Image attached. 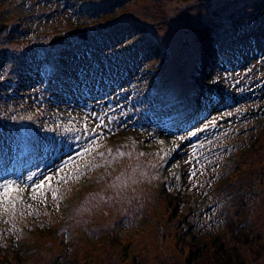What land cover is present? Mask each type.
<instances>
[{"label":"rangeland","instance_id":"374dc122","mask_svg":"<svg viewBox=\"0 0 264 264\" xmlns=\"http://www.w3.org/2000/svg\"><path fill=\"white\" fill-rule=\"evenodd\" d=\"M55 1H42L38 8H54ZM71 1L73 7L70 10L52 11L47 19L31 20L26 16L17 18V0L0 3V12L8 15L3 22L7 27L0 29V54L6 52L9 55L8 52L14 51L21 56L31 53L36 44L41 43L55 54L61 50L63 42L49 47L45 41L48 37L40 32L50 33L55 26L59 28L71 20L85 19L80 7L90 4L116 7L114 16L99 17L103 30L107 29L99 34L97 49L92 46L87 52L79 51L64 63L51 58L50 66L59 74L58 83L66 91L61 97V106L66 108L74 103L89 107L97 100L91 98L92 95L105 92L104 88L118 87L122 79H134L137 57L129 53L134 46V35L138 33L134 23L144 29L151 28L163 48L169 50L166 66L159 73L166 74L168 94H183L190 89L185 73L194 62V52L198 49L196 21L217 6V11L223 15L250 0ZM55 5L57 9L58 4ZM250 8H245L249 17L256 10ZM162 18L173 19L175 25L159 23ZM244 25L250 26L248 22ZM94 26L95 23H89L83 29L92 36L97 30ZM104 32L108 33L106 37ZM185 37L189 45L184 43ZM179 61L183 65L180 73ZM8 62L10 59L4 63L1 75L8 69ZM91 75L105 78V85L98 79L91 86L88 83ZM45 80L41 73L39 80L27 85L31 95L28 101H32L27 115L41 108V92L37 90L46 86ZM133 99L134 82L127 89L118 87L101 99L106 103V107L101 105L102 112L110 113L99 112L100 124L108 132L122 127L125 128L122 132H128L110 141L102 139L103 133L85 136L87 128L79 123L80 119L71 128H66L64 134L72 136L69 141L74 146L65 153L64 161L76 157L91 140L97 141L95 151L86 158L72 161L83 171L77 178L58 185V200L53 201L49 194L46 202L31 201L27 205L34 208L21 206L14 216L0 211V264H186L188 245L178 236L187 239L191 232L203 249L215 248L221 240L226 249L245 258L253 256L256 248L264 243V125L256 130L250 123L236 128L230 125L232 117L226 119L219 115L206 117L188 129H178L173 135H165L153 126L160 119L151 122L144 118L145 115H137L131 103ZM4 105L6 111L0 110V120L14 119L16 109L10 104ZM88 112L85 117H89ZM213 120L215 126L210 124ZM125 122L129 124L126 126ZM205 125H208L206 129ZM197 129L205 130L195 136L189 135ZM130 132L141 138L148 137L141 142ZM176 147L179 152L175 156ZM60 154L57 152L55 160ZM48 155H43L39 161ZM162 155L165 156L163 160ZM31 164L29 171L15 170L2 175L0 182L22 181L32 174L38 182L37 177L42 178L46 172L55 176V169L64 162L58 160L42 171H37ZM165 164H168V174L164 170ZM193 171L195 174L190 182ZM163 184L171 190L175 187L184 190L186 195L177 211L175 201L162 192ZM243 194L247 201H243ZM22 195L26 199L32 192L28 189ZM22 211L33 214L21 215ZM234 220L235 223L241 221L242 229L248 231L247 243L234 237L229 224ZM235 235H239L238 231ZM200 252L196 262L191 264H212L204 261L203 250ZM247 260L246 264H264V251L259 257Z\"/></svg>","mask_w":264,"mask_h":264},{"label":"trees","instance_id":"16d2710c","mask_svg":"<svg viewBox=\"0 0 264 264\" xmlns=\"http://www.w3.org/2000/svg\"><path fill=\"white\" fill-rule=\"evenodd\" d=\"M4 1L0 0V3ZM17 1L18 8L16 10L17 15L19 14L17 18L26 16L30 20L41 17L47 19L52 11L70 10V7H73L71 0H54V3L58 4L57 9L55 4L54 8L52 6L50 9L38 8V3L45 0ZM262 2V0H250L246 4L236 7L235 11H228L223 15L217 11L218 6L202 14L199 21L194 24L198 33L196 45L198 49L194 52L196 57L185 73V79H188L187 82L190 85L188 88L190 89H186L183 94H168L166 92L168 89L165 80L166 74L159 73V70L166 66L169 50L163 48L156 37L157 34L152 33L151 28L144 29L134 23V28H137L138 33L134 35V46L129 49V53L137 57L135 59L138 65L137 73L134 79L130 77L128 81L120 80L121 83L118 87L127 89L134 82V99L131 103L136 108L137 115L143 114L144 118L151 122L160 119L161 124L156 129L165 135H173L178 129H188L200 124L206 117H218L219 115L226 119L232 117L230 125H234L236 128L239 125L244 127V124L250 123L255 126L253 129H260L264 125V6ZM247 7L254 10L256 8L251 17H249V11H245ZM80 9L86 15L85 19L81 21L78 19L76 22L71 20L67 25L59 28L55 26L50 33L40 32L43 36L48 37L45 41L49 47L52 45L49 43L52 35L63 33L62 42L64 44L56 54L49 48L46 49L45 44L42 43L44 47L41 44H36L34 51L27 55L21 56L14 51L8 52L9 55L6 52L0 54V110L5 108V103L16 109L14 119L0 120V178H3L2 175L10 170L29 171L31 163H34L31 166L38 168L37 171H42L46 166L49 167L58 160L63 163L65 153L73 149L74 146L73 142L69 141L72 136H67L64 131L76 124L77 119H80L79 123L82 122V125L87 128L85 136H97L103 133L104 138L102 139L110 141L115 136L128 133L127 131L122 132L124 127L116 129L115 132L110 129L108 132V129L104 128L100 124V120L97 119L99 112H102L101 105L106 107L105 101L101 99L115 92L118 89L116 86L109 89L103 87L105 92L102 91L95 97L92 95L91 98L97 100L89 107L76 103L69 108L61 106L62 93L64 94L66 91L61 89L58 83L59 74L55 73L50 66L51 58H57L64 63L79 51L87 52L92 46L97 49L99 34L107 29L103 30L104 25L101 24L103 22L100 23L99 17L112 16L116 7L112 4L105 6L90 4L80 7ZM7 18L8 15L0 12V23L5 22ZM161 22L174 26L176 21L171 18H162L159 23ZM247 22L249 27L244 25ZM89 23H95L94 27H97V30L96 34L86 36L85 40L76 34L72 36L68 34L69 30H81L84 25ZM153 25L160 26L157 23H153ZM5 35L9 36L6 32ZM107 35L108 33L104 32V37ZM30 37L32 38V36ZM183 40L189 45L186 37ZM8 59H10V62L6 64L8 69L1 75L2 67ZM16 61L18 64H15ZM178 65L180 73L183 65L181 66L180 61ZM85 72L86 69L83 73ZM41 73L46 79V86L37 90L41 92L39 94L41 108L37 112L32 111V114L27 115L29 107L32 106L30 105L32 101H28V97L31 95L27 85L39 80ZM116 75L117 73L114 74V76ZM98 79L105 85V78L102 79L101 76L97 78L91 75L88 83L93 86ZM185 84L188 85L186 82ZM85 111H89L87 113L89 117H85ZM128 124L129 122H125L126 126ZM115 126L117 125L113 127ZM156 129L155 131H157ZM130 133H133L132 135H135L141 142L148 137L141 138L134 132ZM57 152H61V154L55 160ZM178 152L179 148L176 147L173 155L176 156ZM43 155L48 156L39 161ZM51 161L53 162L48 163ZM167 165H164L166 171L168 170ZM40 178L39 175L38 182ZM161 190L170 196L169 200L172 198L175 201V210L180 209L181 202L184 201L186 195L183 193L184 190L176 187L171 190L166 184L162 185ZM29 197L24 199L25 205L31 201L34 202ZM242 198L243 201L248 199L245 194L242 195ZM31 207L34 208L33 205ZM31 213L33 214L32 211ZM185 221H187V216H185ZM235 221L229 223L233 228L234 237L241 243H247L248 231L242 229L241 221L237 220V223ZM188 226L190 227L191 224L188 223ZM189 227L188 231H190ZM237 231L240 236L235 235ZM191 234V237L187 239L182 235L178 236L188 245L186 264L195 263L201 250H203L204 261L212 264H246L248 258L255 259L264 251L263 243L256 248L253 256L245 258L226 249L221 240L217 241L218 244L215 248L206 250L196 241V235L193 232Z\"/></svg>","mask_w":264,"mask_h":264},{"label":"snow or ice","instance_id":"6c2138e0","mask_svg":"<svg viewBox=\"0 0 264 264\" xmlns=\"http://www.w3.org/2000/svg\"><path fill=\"white\" fill-rule=\"evenodd\" d=\"M212 126H215L216 121L213 120L210 122ZM99 127V125H97ZM208 125H205V129ZM205 129H197L194 132H191L190 136H195L197 132L204 131ZM95 131V129H93ZM181 140L184 138L181 137ZM96 140H91L89 144L84 148L83 151L78 152L76 157H69L68 160L64 161L62 166H59L55 169L56 175L53 176L50 173L43 175L42 178L39 179V182H36L35 174L27 176L25 180L15 181V180H5L0 182V211L6 212L9 216H14L17 209L23 206L24 208L30 209V205L24 204V199L22 193L31 190L32 195L29 199L34 202H46L47 196L50 194L52 196L53 201L59 199L57 193L59 192L58 185L67 183L70 180L77 178L83 169L78 167L76 164H73V160H79V158H86L88 154L95 151ZM196 146L194 145L193 148ZM166 155V154H165ZM103 158V156H101ZM165 158L164 155L161 156L163 160ZM88 167H91L89 164ZM67 169V171H65ZM195 172H190V182ZM31 181L29 184L28 182ZM32 214L31 211L21 212V215ZM7 222V221H5Z\"/></svg>","mask_w":264,"mask_h":264},{"label":"water","instance_id":"95a60500","mask_svg":"<svg viewBox=\"0 0 264 264\" xmlns=\"http://www.w3.org/2000/svg\"><path fill=\"white\" fill-rule=\"evenodd\" d=\"M6 27V24L1 22L0 23V29ZM69 35H73L76 34L81 38H84L86 36V30L81 29V30H77V29H71L68 31ZM63 34L60 33H55L52 35L51 39H49V43L54 44V43H60L63 40Z\"/></svg>","mask_w":264,"mask_h":264}]
</instances>
